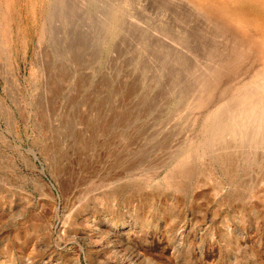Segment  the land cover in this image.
Here are the masks:
<instances>
[{
	"label": "rangeland",
	"instance_id": "obj_1",
	"mask_svg": "<svg viewBox=\"0 0 264 264\" xmlns=\"http://www.w3.org/2000/svg\"><path fill=\"white\" fill-rule=\"evenodd\" d=\"M198 5L0 0V264H264V15Z\"/></svg>",
	"mask_w": 264,
	"mask_h": 264
},
{
	"label": "bare ground",
	"instance_id": "obj_2",
	"mask_svg": "<svg viewBox=\"0 0 264 264\" xmlns=\"http://www.w3.org/2000/svg\"><path fill=\"white\" fill-rule=\"evenodd\" d=\"M10 1V0H9ZM193 1H196V3H198V4H200V5H198V6H200V7H198V8H200V10H204V11H206L207 12V14H208V16L209 17H211V19L213 18V19H215V20H217V21H219L220 20V23L221 22H226L223 18H220V17H218L216 14H214V13H212L211 11H207L206 9H205V7L203 8L202 6L204 5V6H210V4H213V3H215V2H219V3H221V4H234V3H239L240 5H246L247 7H249V8H251V10L253 11V12H255L256 14H261V15H264V0H193ZM191 3V2H190ZM189 3V4H190ZM188 4V3H187ZM202 5V6H201ZM188 6V5H187ZM11 7V5H7L6 6V8H5V10L2 12V14H3V17H2V19H1V26H2V28L3 29H5V24L7 23V22H9L10 21V18H11V11L10 10H12V8H10ZM193 7V6H192ZM193 10V9H192ZM195 10V9H194ZM204 14V13H203ZM198 15V14H197ZM199 16H200V14H199ZM199 18H201V17H199ZM203 20H204V18H202ZM212 19V20H213ZM217 21H215V22H217ZM205 23L206 22H209V21H204ZM228 22V21H227ZM231 22V21H230ZM230 22H228V23H230ZM235 24V23H234ZM206 25H207V23H206ZM209 25H211V23L209 24ZM225 25H227V24H225ZM231 25V24H230ZM229 26V25H228ZM232 26H234V25H232ZM240 26V25H239ZM238 26V27H239ZM209 27V26H208ZM217 28V27H216ZM233 28V27H232ZM211 29V28H210ZM225 29H227V28H225ZM216 30V29H215ZM220 30V29H219ZM219 30H217V31H219ZM228 31V30H227ZM241 31L243 32L244 30H242L241 29ZM240 31V32H241ZM248 31V30H247ZM220 32V31H219ZM218 32V33H219ZM233 32V31H232ZM235 32V31H234ZM239 32V34H235V35H240L241 36V34H242V32L240 33ZM245 32V31H244ZM243 32V33H244ZM245 34H246V32H245ZM228 35V34H227ZM247 35V34H246ZM245 35V36H246ZM241 38H243V35L240 37V39ZM260 38V37H259ZM244 39V38H243ZM247 39V38H246ZM237 40V39H236ZM261 41V40H260ZM246 42L248 43V40H246ZM240 44H241V41H240ZM242 44H244V42L242 43ZM263 44V43H262ZM241 46V45H240ZM245 46V45H244ZM241 49H242V47H241ZM259 54L261 55V56H263V54H264V50L263 49H261V50H259ZM257 54V53H256ZM262 60V59H261ZM260 60V62L262 63L263 62V64H261V65H263L262 66V70H261V76H263V79H262V83L261 84H263V81H264V60L263 61H261ZM253 102V101H252ZM252 102H251V104H252ZM257 102V101H256ZM254 103V102H253ZM254 106V105H253ZM252 107V106H251Z\"/></svg>",
	"mask_w": 264,
	"mask_h": 264
}]
</instances>
